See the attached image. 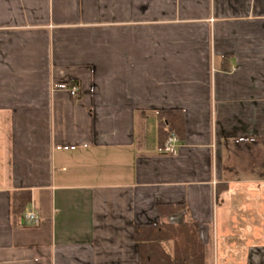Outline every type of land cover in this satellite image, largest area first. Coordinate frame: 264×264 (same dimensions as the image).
Wrapping results in <instances>:
<instances>
[{"label":"crops","instance_id":"crops-1","mask_svg":"<svg viewBox=\"0 0 264 264\" xmlns=\"http://www.w3.org/2000/svg\"><path fill=\"white\" fill-rule=\"evenodd\" d=\"M156 110L182 114L174 152ZM250 138L264 0H0V264H139L161 216L198 222L212 264H264V176L226 167Z\"/></svg>","mask_w":264,"mask_h":264},{"label":"trees","instance_id":"trees-1","mask_svg":"<svg viewBox=\"0 0 264 264\" xmlns=\"http://www.w3.org/2000/svg\"><path fill=\"white\" fill-rule=\"evenodd\" d=\"M156 113L159 117L158 130L165 135V140L170 133L177 138L183 137V119L180 111L156 110ZM233 159L237 163L243 161L249 163L252 171L257 166L260 177L264 176V139L232 141L229 144L226 160ZM30 199L29 190L14 191L13 212L16 215L23 214L29 206ZM163 218L164 216H161L157 223L134 226L133 238L138 244L139 264H212V245L199 237L198 222L186 217L172 223ZM163 240H173L172 254L164 250Z\"/></svg>","mask_w":264,"mask_h":264},{"label":"rangeland","instance_id":"rangeland-1","mask_svg":"<svg viewBox=\"0 0 264 264\" xmlns=\"http://www.w3.org/2000/svg\"><path fill=\"white\" fill-rule=\"evenodd\" d=\"M249 163H245V161L243 162H239L237 163L235 161V159L233 160H226V167L228 169V176H233V175H256V176H260L258 173L259 168H257V166H255L256 168L254 169V171H252L250 169V166L248 165Z\"/></svg>","mask_w":264,"mask_h":264},{"label":"built area","instance_id":"built-area-1","mask_svg":"<svg viewBox=\"0 0 264 264\" xmlns=\"http://www.w3.org/2000/svg\"><path fill=\"white\" fill-rule=\"evenodd\" d=\"M75 91H76V87H72L71 88V93L74 94ZM175 141H176V136L173 133L169 134L167 139H166V141L164 142V144L160 148V151L174 152V150H175ZM24 216L33 224H35L36 221H37V215L31 209H27L24 212Z\"/></svg>","mask_w":264,"mask_h":264}]
</instances>
